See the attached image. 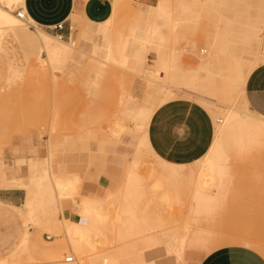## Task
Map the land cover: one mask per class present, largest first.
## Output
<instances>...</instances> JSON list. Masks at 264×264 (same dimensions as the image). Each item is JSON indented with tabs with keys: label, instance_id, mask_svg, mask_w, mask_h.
Segmentation results:
<instances>
[{
	"label": "rangeland",
	"instance_id": "rangeland-1",
	"mask_svg": "<svg viewBox=\"0 0 264 264\" xmlns=\"http://www.w3.org/2000/svg\"><path fill=\"white\" fill-rule=\"evenodd\" d=\"M154 2L114 0L109 17L101 22L89 19L77 6L68 20L71 34L63 40L31 17L21 21L22 33L10 27L0 29V181L9 171L7 149L16 140L40 143L45 156L32 164L27 179L18 181L27 187L21 205L29 193L24 206L28 210L36 203L37 212L29 217L0 203V264H51L37 245L47 246L43 242L48 240L55 246L63 219L57 203L64 194L55 190L54 179L64 184L76 182L63 191L67 196L59 198L64 213L89 227L97 222V213L107 217L100 224L103 231L91 234L97 253L109 252L113 264H169L158 260L189 264L191 255H209L232 243L234 236L259 241L264 255V149L249 156L251 153H245L246 159L237 154L240 158L236 160L238 152L233 156L230 140H224L222 161L234 172L227 184L231 190L226 188L229 199L225 195L215 218L205 223L195 215L199 201L190 181V170L198 169L197 161L174 164L160 158L149 141L151 120L143 130L130 121V132L115 134L123 123L116 115L124 96L137 98L138 103L145 99L141 102L147 101L144 104L153 106L155 112L173 100H195L215 113L222 112L216 118L210 112L216 134L232 107L239 110V118L256 119L240 103L244 88L239 76L255 59L264 58V0H170V25L158 22L169 35L164 46L179 59L170 67L178 86L168 82L164 66L156 68L163 48L156 25L127 13L133 5L143 7L146 14V6ZM0 5L15 15L22 10L27 13L26 6L13 0H0ZM133 33L138 39H133ZM63 42H74L87 54L76 51L72 59L56 63L52 59V66L47 64L41 73L31 68L48 58L49 49L70 48ZM133 50L139 53L138 70L131 69ZM208 61H213L209 68L205 66ZM159 89L161 93L156 92ZM153 92L157 95L152 100ZM133 163L135 170L130 175ZM158 181L162 187L155 186ZM86 182L95 189L87 191ZM214 190L212 187L210 192ZM85 200L91 211L80 216ZM46 205L58 215L53 222L42 223ZM27 231L28 243L23 244ZM71 255L64 251L63 263H75L66 261ZM98 260L107 264L103 258Z\"/></svg>",
	"mask_w": 264,
	"mask_h": 264
},
{
	"label": "crops",
	"instance_id": "crops-1",
	"mask_svg": "<svg viewBox=\"0 0 264 264\" xmlns=\"http://www.w3.org/2000/svg\"><path fill=\"white\" fill-rule=\"evenodd\" d=\"M113 1L26 0L25 3L27 17H31L37 25L49 30L52 25L65 22L64 34L68 36L71 34L70 30L72 29L68 25V20L71 16L73 17V12L77 6H79L81 13L89 19L94 22H101L109 17ZM146 7L148 8L146 14L143 12V7L135 8L133 5L130 6L127 13L147 19L156 25V31L160 35L159 40L163 46L156 68L158 65L164 66L167 80L178 86V83L172 80L170 67L176 66L179 59L164 46L165 43L169 42V35H165L162 24L158 22L164 21L165 26L170 23V0H156V2ZM37 28L45 31L39 26ZM172 29L175 31V26ZM104 30H106V27ZM46 33L53 36L48 32ZM53 37L55 38V36ZM132 37L138 39L135 33ZM68 44L70 46H67L70 48L60 47L58 49V53L53 57L54 63L72 59L76 51H81L83 55L87 54L83 49L79 50L74 42ZM214 47L217 48V44H214ZM132 52L134 62L131 69L138 70L140 68L138 64L141 62L139 53L136 50ZM213 61L206 62L205 66L209 68ZM262 61H264V58L261 56L255 59L245 72L239 76V80L244 88V93L240 99L241 105L256 115L264 117V64L259 65ZM210 112L215 118L217 117V112H213L212 109L210 110L192 99H177L163 104L154 113L149 125V141L155 153L165 161L174 164H191L204 157L205 153L214 144L220 128L219 125L216 134L215 122ZM43 157H45L44 149L40 143H24L18 139L7 149L9 171L4 172L3 177L5 179L0 181V203H7L16 209H20L29 217L37 212L38 205L36 203L28 210L24 206L30 200L29 193L26 203L21 205L25 199L27 187L20 186L18 181L22 178L27 179L31 173L32 164ZM9 178L12 179V182H9ZM85 188L87 191L95 189L90 182L85 183ZM57 215L58 212L46 205L43 209L41 222L49 221ZM244 237L246 236L231 237L230 239H234L231 241L232 243L209 255L200 258L191 255L189 264H264V255L260 252L263 250L259 248V241L253 240L252 243L255 245H248L243 242ZM175 261L158 260L160 263L169 264L175 263Z\"/></svg>",
	"mask_w": 264,
	"mask_h": 264
},
{
	"label": "bare ground",
	"instance_id": "bare-ground-1",
	"mask_svg": "<svg viewBox=\"0 0 264 264\" xmlns=\"http://www.w3.org/2000/svg\"><path fill=\"white\" fill-rule=\"evenodd\" d=\"M25 1L26 0H13V2H15V3H21L22 6H26ZM23 13L26 16L25 19H27V14L24 11H23ZM25 19H21L19 17V15H15V14L11 13L10 11H8L7 9H4L0 5V29L10 27V29L15 28V29H17L18 33H22L19 30L20 29V23L22 20L25 21ZM41 31H43V30H41ZM63 43H66V45H69L67 42H63ZM71 47H73V46H71ZM263 48H264V46H263ZM75 49H76V47H75ZM79 50H81V49H79ZM58 51H59L58 49H55V50L49 49L48 50L49 56L47 53L48 58L43 59L42 63L40 65H32L31 68L33 70H35L37 73L43 72L44 71L43 69H45L44 66H47V64H48V66H52V59H53L54 55L58 53ZM84 54H86V53H84ZM46 68H48V67H46ZM158 91H156V92L157 93L162 92L161 89H159ZM157 93L153 94L152 100L154 99V96L157 95ZM166 93H167V91H166ZM167 96H168V94H167ZM136 99L135 98L128 99L125 96L121 98V107L119 106L120 109L118 108L119 115H116V116H121L123 118V121H122L123 123H121L118 126V130H117V132H115V134L117 133L118 136H120V134H124L125 132L128 133V131L129 132L131 131L132 127L129 125L130 121L135 124V128L137 130L145 129L146 125L148 124L147 122L152 119V117L155 113V108L153 106L150 107V105L144 104L147 101L141 102L145 99H143V100L141 99V101L139 103L137 102ZM156 101L154 100L152 105H155ZM158 103L160 104V102H158ZM232 110L233 111H230L225 115V121H223L225 123H224V125H220L219 133H218V136H217L214 144L211 146V148L208 150V152L205 153V156L203 157V159L201 158V159L197 160L198 169L191 168V170H190V181L193 184V190H192L193 193L192 194L199 201V207L197 208L198 210L195 211V215L196 214L199 215L198 217H201L205 221V223H209V221H211L213 218H215V214L218 211L219 204L222 203V198H224L226 193H228L231 190L230 185H228L229 188H227L228 181H229V179L234 177V176L232 177V173H234V172L233 171L231 172L232 169L230 167L228 168V163L226 165V164H224V161H222V155L225 154V151H226V148L224 147V144H223L224 140L225 139L230 140L231 147L233 149L232 155L233 154L235 155L236 151L238 152V153H236V156H235V157H237L236 160H239L240 157H238V156H242L245 158L247 153H251V154H248V156H249V155L253 154L252 152H255V151L256 152H258V151L262 152V150L264 149V117L256 115L255 113H253L247 109V111L249 112L250 115L255 116L257 118L256 119L252 118L250 120L249 119L243 120V119L239 118L240 113H239V110L237 108L232 107ZM219 113H222V112H218L217 114H219ZM223 117H224V115H223ZM116 120H115V122H116ZM118 120H119V122L121 121L120 118ZM233 121H234V124H232ZM116 123H118V121ZM115 130H113L112 133ZM91 133H93V132H91ZM102 149H104V148H102ZM263 152H264V150H263ZM239 153H243L244 155L243 154L240 155ZM237 154H238V156H237ZM262 155L264 157V153L261 154V156ZM229 156L230 155L227 156L225 163H226V161L228 162ZM263 157H262V160H263ZM246 158H248V157L246 156ZM261 164H264V163H261ZM134 165H135L134 163L129 165V172H131L130 175H132V173H134V170H135ZM223 165L224 166L226 165V168ZM171 167L173 168V166H171ZM172 171H173V169H172ZM261 173L263 174V172H261ZM256 174H258V173H256ZM259 176H261V174ZM54 180L56 181L55 182L56 183L55 184V186H56L55 190L57 189L56 191L61 192L60 194L61 195L64 194L65 196H67L65 194L67 192L63 193V191L68 190L69 187L74 186L76 184L75 181L68 183V184H64V183L57 181L56 179H54ZM156 183H158V184H156ZM156 183H155L156 187L163 185V184H161V181H158ZM182 184H184L183 180H182ZM179 185H180V183H179ZM179 185L176 183V188ZM180 186H179V190L181 189ZM153 187H154V185H153ZM212 187H215V190L213 193L210 192ZM183 188H185V187H183ZM226 188L228 189L227 190L228 192H226ZM177 189H175V185H174V190H177ZM184 190H186V189H184ZM170 192H171V190H170ZM64 195L60 196L58 194L57 196L58 197L59 196L65 197ZM165 195H163V196H165ZM168 195H166V197L169 198ZM227 196H228V194L226 195V197ZM166 197H162V198L164 199ZM59 198H58V203H57L59 206L57 207V209H58V211L63 213V219L60 222L59 230L55 234V237H56L54 240L55 246L49 245L48 243H50V242L48 240H44L45 242H43V243H45V244L47 243L46 244L47 246L41 247L40 245H42V244L37 245L38 251L45 254L49 258L51 264H67V263H63L62 256L64 255V251L72 253L71 256H73V258H74L73 261L76 260V262L73 264H99L98 259H102V258L104 260L103 262H105L107 264H113L114 259L109 252H103L102 254L97 253V246L94 243L93 236L91 234V232L94 231L95 236H97L98 234H100L103 231L102 228H104V227L100 224H104L107 217L103 214L97 213L98 214L97 222L93 223L92 226L89 227L87 224L83 223L81 220H77L74 217V215H70V213H64L63 212V205L60 202ZM171 198H172V196H171ZM83 203H84V205L79 210L80 216H84V215H86L87 212L91 211L89 201L85 200V201H83ZM219 214H221V212ZM117 216L120 217L121 215H117ZM121 218L122 217H120V219ZM115 219H116V217H115ZM54 220L55 219H52L51 221L53 222ZM118 221H120V220L118 219ZM97 223H98V225H97ZM119 226H120V224H119ZM121 227H122V225H121ZM117 229H119V228H117ZM119 230H122V229H119ZM27 234H28V231L26 232V237H24L23 244L28 243L27 242ZM171 236H172V238H176V235L174 233H171ZM49 238H51V237H49ZM243 242L245 244H248V245L254 244V243H252L253 239H251V238L244 239ZM164 243L169 244L170 241L165 240ZM32 244H33V242H32ZM171 246H174V245H171ZM24 247H25L24 248L25 250L24 249L23 250H24V252H26L27 251L26 245ZM259 248H261V247H259ZM68 257L69 256L66 257V261H67Z\"/></svg>",
	"mask_w": 264,
	"mask_h": 264
},
{
	"label": "built area",
	"instance_id": "built-area-1",
	"mask_svg": "<svg viewBox=\"0 0 264 264\" xmlns=\"http://www.w3.org/2000/svg\"><path fill=\"white\" fill-rule=\"evenodd\" d=\"M135 1H138V0H135ZM18 15L22 19L26 18L25 14L23 13V10L18 12ZM65 27H66V23L65 22H59V23H56V24L52 25L51 27H49V30L55 32L56 36L60 40H63V39H65V37H67L64 34ZM73 260H74L73 256H69L67 258V262H73Z\"/></svg>",
	"mask_w": 264,
	"mask_h": 264
}]
</instances>
